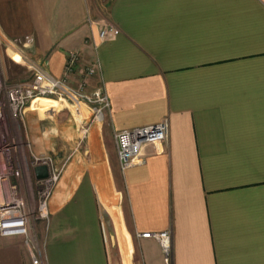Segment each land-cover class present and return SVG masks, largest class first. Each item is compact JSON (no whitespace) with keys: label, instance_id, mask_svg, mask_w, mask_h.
<instances>
[{"label":"crops","instance_id":"1","mask_svg":"<svg viewBox=\"0 0 264 264\" xmlns=\"http://www.w3.org/2000/svg\"><path fill=\"white\" fill-rule=\"evenodd\" d=\"M105 22L117 31L101 40ZM0 30L33 36L27 58L56 77L77 51L70 84L110 99L83 141L67 137L35 226L44 264H264V0H0ZM165 117L163 146L123 170L115 132ZM164 230L168 263L140 235Z\"/></svg>","mask_w":264,"mask_h":264},{"label":"built area","instance_id":"2","mask_svg":"<svg viewBox=\"0 0 264 264\" xmlns=\"http://www.w3.org/2000/svg\"><path fill=\"white\" fill-rule=\"evenodd\" d=\"M116 31L115 25L105 22L99 37L101 40H106ZM33 40L34 37L30 35L10 38L0 30V50L6 48L11 53L17 54L20 60L27 64L31 72L30 78L7 82L0 71V93L3 92L6 96V104L16 118H23L32 100L40 96H56L69 101L76 100L86 103L90 110V116L80 120L81 141H83L90 131L91 124L104 117L110 107V99L103 87L92 91L86 90L85 79L81 80L76 88L70 85L71 74L79 63L77 51L69 55L64 74L61 77H56L42 67L34 65L22 52ZM96 71V65H90L83 71V74L85 76L92 75ZM1 116L2 114H0ZM169 125V120L165 117L153 124L117 130L115 139L122 169L126 170L144 163L147 158L144 149L147 146L160 149L168 138ZM8 160L4 173L0 175V237H25L31 250L33 264H44L43 256L37 255L34 251L35 248L37 249V242L30 238V235L34 225L36 226L39 221L48 222L50 219V200L62 177L63 168L52 156L33 154L31 163L36 189L32 194H29V199H25L18 183L21 179V172L14 168L10 158ZM40 165H46L49 174L45 178L38 179L34 169ZM12 178H15L16 181ZM140 235L157 240L161 245L165 260L167 263L170 262L173 250V238L170 230L147 231Z\"/></svg>","mask_w":264,"mask_h":264},{"label":"rangeland","instance_id":"3","mask_svg":"<svg viewBox=\"0 0 264 264\" xmlns=\"http://www.w3.org/2000/svg\"><path fill=\"white\" fill-rule=\"evenodd\" d=\"M22 52L27 58L26 50H22ZM13 55L14 53L6 48L0 50V71L7 82L30 78L31 72L27 64L22 60H16ZM51 98L58 100L56 96H51ZM59 102L56 111H49L45 114V121H40V115L36 112L29 111L25 118H16L6 104V96L3 92L0 93V114H2L0 117V175L4 173L9 162L8 158H10L14 168L21 172V179L18 183L25 199H29V194H32L36 189V181L32 174V155L52 156L63 168L64 173L65 163L68 160V158L65 160V154L69 152V140L71 139L67 137L76 139L78 135L82 136L80 120L90 116L89 107L84 102L80 103L76 100L69 102L60 100ZM76 176L80 177L81 172L78 171ZM12 180L16 181L15 178ZM37 227L33 226L30 235V238L36 242L38 241ZM21 239L20 242L11 244V250L8 252L6 249L0 248V264H2V259L5 261L7 257L9 259L18 258L19 261L26 264L30 259L33 264L26 238L22 237ZM39 250L34 249L37 255L42 256Z\"/></svg>","mask_w":264,"mask_h":264},{"label":"bare ground","instance_id":"4","mask_svg":"<svg viewBox=\"0 0 264 264\" xmlns=\"http://www.w3.org/2000/svg\"><path fill=\"white\" fill-rule=\"evenodd\" d=\"M13 57L20 61V57L17 54H14ZM59 103L60 102L57 99L47 96H40L32 100L26 111L38 112L41 119L45 120V114L49 111H56L59 107Z\"/></svg>","mask_w":264,"mask_h":264},{"label":"water","instance_id":"5","mask_svg":"<svg viewBox=\"0 0 264 264\" xmlns=\"http://www.w3.org/2000/svg\"><path fill=\"white\" fill-rule=\"evenodd\" d=\"M34 172H35V176L38 178V179H41V178H45L48 176L49 172H48V167L46 165H40V166H37L35 169H34Z\"/></svg>","mask_w":264,"mask_h":264}]
</instances>
